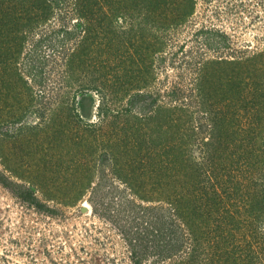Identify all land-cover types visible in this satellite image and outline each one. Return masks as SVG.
<instances>
[{"label": "rangeland", "instance_id": "obj_1", "mask_svg": "<svg viewBox=\"0 0 264 264\" xmlns=\"http://www.w3.org/2000/svg\"><path fill=\"white\" fill-rule=\"evenodd\" d=\"M45 4L46 14L41 15V8L33 11L42 17L31 24L22 20L20 29L11 23L9 29L0 25V169L33 186L44 204L38 207L0 182V264H196L190 260L194 249L203 263L210 254L221 257L219 250L224 256H245L247 251L260 258L264 208L259 205L264 202L255 194L254 183L264 182V119L255 121L261 126L258 131L250 127V136L247 130L231 136L236 143L249 142V148H232L234 153L220 154L213 162L211 157L225 143L212 138L209 120L199 109L197 84L205 74L214 86L206 83L202 93H225L236 72L242 71L248 75L247 85L235 92V103L241 113L253 106L244 100L264 92L254 86V81L264 80V0H45ZM76 20L84 26L67 34ZM76 46L84 53L70 66L69 55ZM146 46L153 52L144 51ZM216 80L222 83L217 85ZM105 81L110 84L105 91L114 90L112 99L104 97L103 108L111 112L127 107L129 95L144 89L159 103L184 105V112L172 111L173 119L181 116L192 125L188 132H193L174 141L185 140L183 145L200 160L202 170L195 176L204 180L206 189L208 181L216 179L213 170L222 178L215 186L222 196L235 192L234 181L241 182L248 195L233 215L245 214L242 219L254 220L251 228L259 232L244 225L224 241L212 218L198 225L204 231L197 230L191 217L183 219L168 200L171 180L166 182L168 176L158 164L162 137L153 138L157 127L152 112L137 102L112 128L107 113H98L99 93H77L79 86ZM75 94L81 116L72 108ZM258 100L264 118V97L259 94ZM245 115L242 124L248 123ZM192 169L178 164L171 176L187 183L185 175L192 176ZM253 194L261 203L252 204ZM191 200L187 204L197 202ZM251 204L259 213L251 212ZM167 243L175 253L163 250ZM248 260L237 264H256L255 259Z\"/></svg>", "mask_w": 264, "mask_h": 264}, {"label": "trees", "instance_id": "obj_2", "mask_svg": "<svg viewBox=\"0 0 264 264\" xmlns=\"http://www.w3.org/2000/svg\"><path fill=\"white\" fill-rule=\"evenodd\" d=\"M42 5H43V7H42ZM87 7L89 8L91 6L87 5ZM39 8H41L43 11L41 13V15H45L46 9H47L46 4H45V0H0V20L2 21V22L0 21V25H5V27L7 29H9L10 25L12 24V25H14V27L17 26V28L20 29L23 26V23H24V25H26V24L28 25V24H31L35 19L37 20L38 17H42V16H40V14L34 13ZM88 10L93 11V9H88ZM29 11L31 12V15L26 16V15H28ZM22 20H26V22L22 23ZM82 26H84V23L82 22V20H76L74 22L72 28H70V30L66 31V33L67 34H74L76 31H78L79 27L81 28ZM147 47L148 46H146V48H144L145 49L144 51L148 50L147 52H153L154 49L150 50ZM82 51H84V50L80 49L79 46H76V48L73 50V52L69 55L70 56V58H69L70 64H68V65L74 66L75 63L77 62V60H80L81 54L84 53ZM110 66L111 65L108 64V70H110ZM220 74L222 76L225 75L221 71H220ZM220 74L216 73L215 76H220ZM249 74H251V77H252V73L250 71H249ZM236 75H237V77L234 78V82L228 87V90L225 93H223V92L220 94H214L213 92H211L210 94L209 93L205 94V92L202 93L203 89H204V91H206L205 90V84L206 83H212V84H209L210 88L212 86H214L213 82H211L210 80H209V82L207 81V79H206L207 75H205V74L202 75V82L197 84L198 85L197 86L198 87V95L199 94L201 95V97L198 98V104L200 107L199 109L203 110V115H205V117H207L206 119L209 120L207 122V124L212 129V138H214V139L216 138L217 141L222 142L223 144L225 143L223 146L221 145L222 146L221 148H217V150L220 153L215 155L214 157L213 156L211 157L213 162L217 161V158L220 157V154H225V155L227 153L232 154L235 152V151H233V149L236 150V147H239L241 145L248 146V148H249V146H251L249 144V142L245 143V144L244 143H236V138L234 136H233V138H231V136L234 134H237V135L243 134L242 132H240V130H243V131L247 130L248 136H250L249 132H252L250 127H256V130L258 131L259 127H261V126L258 124H255V123L259 122V119H264L261 116V109L260 108L258 109L256 106L260 103V101L258 100L259 94L262 97H264V94H263L264 92H262V91H260V93L254 97V99H252L250 101L247 99L244 100L246 105H248V103H252V105H253L252 107L248 106V108L245 110L244 113H241L240 110L238 109L237 103H235V101H236V93L235 92L237 90L239 91V88H242L243 86L247 85L245 83V81H247L246 77L248 75L246 76L245 74L242 73V71L241 72L237 71ZM99 78H101V77H99ZM114 79L118 80V78H114ZM133 80H134V78L131 79V81H133ZM119 81H123V80L119 79ZM219 83H222V81L216 80V84L218 85ZM254 84H255L254 86H256L255 88L257 90H259L260 87H263V89H264V80L263 79L261 81L260 80L257 81L256 83L254 81ZM106 85L110 86V84H106V81L101 82V84L99 82H94L93 84H89V83L84 84L82 86H79L77 93H80V96H81L85 92H86L85 94H87V92H89L90 90H94V91L98 92L100 95V100L102 101L99 104L98 113H103V112L107 113L108 122L110 123L109 126H111L112 128H114L115 124L118 123L116 121L117 119L121 118L122 120L123 119L125 120V118H127L126 111L130 112L133 105L136 104L137 102L144 104V107L147 110L146 111L147 113L150 111L152 112L151 117L154 118V120H156V122H154V126L157 127V133H156V131L151 132L153 134V138L154 139L155 138L158 139L160 137L163 138V139L161 138L159 140V143H161V147H160L161 152L160 153H161L162 157H160L161 160H158V164H159V167L163 171V175L168 176V178H166V182L168 181V179L171 180V181L167 182V183L171 184V185H169L171 190L169 191L168 200L170 202H172V204L176 207V211L178 213H180V216H182L183 219H185L187 216H189V218L191 217L192 218L191 222L197 223V230L198 231H204V228L202 226H198V225L200 223L205 224L212 218L216 222V224L218 226L217 229L219 231V235H221L224 238V241H227V240L230 241L232 234L239 227H242L245 225V226L251 228L254 220H251V221L243 220L242 215L244 216L245 214L240 215V217H236L233 215L234 212L239 210L238 209L239 205L243 204L244 199L248 195L247 191L243 190V185L241 184V182L238 183V181H234L233 186H234L235 192L232 193L230 196L228 195V197L222 196L223 194H219L218 188H217V190L215 188V186L220 184L222 178H218V175H216V173L213 170L212 173H213V175H215L214 179H215V177H216V179H215V181H213V180H211V182L208 181L209 182V188L206 189V185L204 184V180L203 179L200 180L199 176H195L196 174L201 173V170H202V168H201L202 166L199 165L200 160H197V158H195L193 156V151L191 148L183 145L185 140H183L182 143H180L178 140H177V143L174 141V139H176V138L177 139H180L181 137L185 138V136H189V133L191 134L193 132V131L188 132V129L190 131V125L191 124L189 125L188 122L186 124L187 120L184 121L181 118V116L180 117H174V119H173L172 111L173 112H175V111L184 112L185 111L184 105L174 104V106H168L166 104L159 103V100L157 99V97L155 95H153L150 90L144 89L141 91H139V90L135 91L129 95V97L127 99V107L126 106H125V108L121 107L119 109H116V112H111L110 108H108V107L103 108V105L105 104L104 97L110 95L114 91V90H108V92H106L105 91V89L107 88ZM258 85H260V86L258 87ZM140 86L142 88H144L146 86V84H143ZM76 95L77 94H75V96H74L72 108H74L76 110L77 115H80L79 114L80 112L77 110L78 102H76V100L78 98ZM110 98H111V95H110ZM79 100H80V98H79ZM72 108H70V109H72ZM256 111H257V113H256ZM146 112H144V114ZM245 113H247V115H245ZM255 113L257 116H255ZM111 115H113V116H111ZM243 115H245V117H246L244 120L248 121V123L246 122V123L242 124L241 117ZM13 121H14L13 123H15L17 120H13ZM126 121H127V119H126ZM137 124L139 125V121L137 122ZM253 124H255V125H253ZM243 125H245L246 127L248 126V127L246 128ZM172 129H174V130H172ZM5 134L12 135V132H10V129H5ZM156 143H154V145H157V147H159L160 144L159 143L156 144ZM207 143H208V141L206 142V144ZM261 144H264V134L262 135V138H261ZM216 147H220L219 144L218 145L216 144ZM244 150H245V148H244ZM249 151L252 152L253 150L249 149ZM183 155H185V156H183ZM203 156H206L205 153H203ZM224 158H225V156H224ZM219 159H222V158H219ZM206 161H207V159H206ZM181 162H185L188 166H191L193 168L192 169V171H193L192 176L187 175V173L185 175V179H186L187 183H185V181L180 179V178L175 179L174 177L171 176V173L173 172L172 169L176 168V166L178 164H180V166L185 164V163L181 164ZM202 162L205 163V161H203V160H202ZM207 172L209 173L208 169L206 170V173ZM187 176H190V177L188 178ZM208 176H209V174H208ZM210 178H208V179H210ZM228 180H231V179H228ZM0 182L4 186L9 188L11 191H14L18 195H21L22 197L28 199L31 203H34L36 206H38V207L44 206V204L42 202H40V200L37 198V196L35 194V188H33V186H31L30 184H26L25 182H19L17 180L12 179L1 169H0ZM208 182L205 181V183L207 185H208ZM254 184H256V187H255L256 189L254 192H255V194L259 193V196H260L259 200H261V202L263 203L264 202V182L258 183L257 181H255ZM186 186H188L187 190L184 189ZM211 191H212V194H209ZM81 193H83L82 190H81ZM204 197H205V199H204ZM190 198L192 200H196L197 202H194L195 204L192 202L187 204V200L189 199V201H190L191 200ZM251 199L253 200L252 204L253 203L254 204L255 203H258V204L261 203V202H258L259 201L258 198H257V201L255 202L254 194L251 196ZM252 204L249 207L251 209V212L255 209V211H258V213H259V209L257 208V206L252 205ZM262 205H259V206L261 208L262 207L264 208V204H262ZM189 218H187L186 220H188ZM241 220H242V222H240ZM257 220H259V219H257ZM259 222H261V221L259 220ZM233 223H236V224L239 223V224L238 225H232ZM251 229L254 230L255 234L257 232H259L255 228H251ZM221 238L216 240L217 243L214 244V246H216V248H218V245H219L218 243H220ZM253 238H254V236H253ZM246 240L248 241L247 244H248V247L250 248L253 245V242L251 241L250 238L246 239ZM162 247H163L164 251H169L171 253L176 252L173 248L168 247V243L163 244ZM262 248H261L262 251H264V247H262ZM175 249H177V248H175ZM163 250H161V251H163ZM218 252L221 255V257L220 256L216 257L214 255L211 256V254H210L209 258L207 259V262L203 263L202 261L197 260L198 259V257H197L198 252H197V249L196 250L194 249V251L191 253L190 260L195 261L196 264H224L225 262L228 263L227 262V259H228V261H232L233 264H237V262H239V261L245 262L248 259H249L248 261H253V259H255L256 264H264V256H263L264 254L259 258L258 256L254 255V254H252L250 256V254L246 251L245 256L248 258L247 259L242 254L230 257V256H228V254H226L224 256V252L222 250H219ZM221 258L223 260H220ZM258 258L261 259V261H259ZM184 264H186V263H184Z\"/></svg>", "mask_w": 264, "mask_h": 264}]
</instances>
